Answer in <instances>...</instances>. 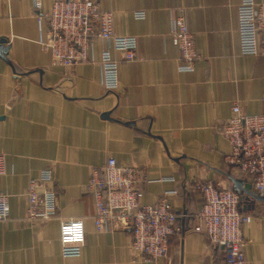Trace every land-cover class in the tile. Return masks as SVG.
I'll list each match as a JSON object with an SVG mask.
<instances>
[{"label":"crops","instance_id":"obj_1","mask_svg":"<svg viewBox=\"0 0 264 264\" xmlns=\"http://www.w3.org/2000/svg\"><path fill=\"white\" fill-rule=\"evenodd\" d=\"M52 2L42 1L40 23L31 0H0L7 48L0 55V153L7 156L0 194L10 204V221L0 222V264H225L223 249L194 231L203 205L195 185L209 180L236 190L234 181L253 182L226 161L232 149L222 135L236 103L246 115L264 114V55H241V0H98L114 13L116 34L139 40L140 59L120 63L115 91L102 83L99 61L108 45L99 39L91 63L52 65L40 43ZM141 11L145 17L137 19ZM179 16L201 55L193 72L178 71L170 31ZM109 158L140 171L142 204L167 200L186 215L168 258L144 261L131 248L130 229L97 230L87 183ZM46 169L56 214L28 221L29 181ZM251 191L241 207L251 217L242 226L245 256L247 264H264V201ZM69 219L85 223L87 240L76 258L61 255L60 225Z\"/></svg>","mask_w":264,"mask_h":264},{"label":"built area","instance_id":"obj_2","mask_svg":"<svg viewBox=\"0 0 264 264\" xmlns=\"http://www.w3.org/2000/svg\"><path fill=\"white\" fill-rule=\"evenodd\" d=\"M41 23L43 0H31ZM238 6V34L241 55H264V1L241 0ZM48 15L46 37L40 43L51 54L55 67L72 68L91 63L93 43L99 39L108 48L101 52L99 65L102 83L106 90L119 87V66L122 61L139 60V40L133 36L115 33L114 13L101 9L98 0H53ZM137 19L144 12H135ZM171 42L180 52L179 72H193L194 63L201 58L195 46L193 33L185 19L173 20ZM119 53L121 59L114 54ZM233 116L224 124L222 135L231 145L226 161L237 166L253 181V192L264 198V114L246 115L240 103L232 107ZM6 157L0 153V176L6 172ZM87 183L95 207L94 222L98 231L112 225L131 230V248L146 262L156 263L169 257L170 238L180 232L178 214L167 200L155 204H142L141 185L144 178L133 167L119 166L109 158L102 167L91 170ZM52 170H44L39 177L31 178L27 190L28 221H46L56 214V194L49 188ZM196 189L203 195V205L196 216L194 231L204 233L208 239L223 249L225 264H247L246 241L242 226L251 221L241 208L244 194L224 188L220 183L199 181ZM8 195L0 194V222L10 221ZM83 219H69L60 225L61 255L65 258L80 257L86 242Z\"/></svg>","mask_w":264,"mask_h":264},{"label":"water","instance_id":"obj_3","mask_svg":"<svg viewBox=\"0 0 264 264\" xmlns=\"http://www.w3.org/2000/svg\"><path fill=\"white\" fill-rule=\"evenodd\" d=\"M5 44V41H0V55L3 54V52L7 51V48H5L3 45ZM234 186L237 192L244 194V195H252V185H244L242 183L234 181ZM260 200L264 201L263 197H258Z\"/></svg>","mask_w":264,"mask_h":264},{"label":"rangeland","instance_id":"obj_4","mask_svg":"<svg viewBox=\"0 0 264 264\" xmlns=\"http://www.w3.org/2000/svg\"><path fill=\"white\" fill-rule=\"evenodd\" d=\"M242 205H243V202H241V207H242Z\"/></svg>","mask_w":264,"mask_h":264}]
</instances>
